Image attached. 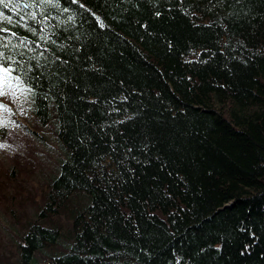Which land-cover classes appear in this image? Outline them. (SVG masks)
<instances>
[{
  "label": "trees",
  "instance_id": "16d2710c",
  "mask_svg": "<svg viewBox=\"0 0 264 264\" xmlns=\"http://www.w3.org/2000/svg\"><path fill=\"white\" fill-rule=\"evenodd\" d=\"M0 13L4 66L66 156L42 186L13 155L16 257L0 264H264V0Z\"/></svg>",
  "mask_w": 264,
  "mask_h": 264
},
{
  "label": "rangeland",
  "instance_id": "374dc122",
  "mask_svg": "<svg viewBox=\"0 0 264 264\" xmlns=\"http://www.w3.org/2000/svg\"><path fill=\"white\" fill-rule=\"evenodd\" d=\"M13 77L11 73H0V187L9 186L7 181L12 179L14 183V178L18 177V173H14L8 179L9 169L25 173V168L28 175L22 176L31 178L32 185L42 183L45 176V181H48V178L54 179V175L60 171L61 160L66 157L53 131L57 127L54 114L50 111L48 120L42 127L38 125L33 111L32 90ZM15 153L19 155V161L26 164L23 171L13 166ZM29 173L33 176H29ZM9 184L7 190H0V234L3 238L0 251L4 252L6 257L14 255L15 258L17 241L14 236L17 229L11 226L10 219L15 213H20L15 205L20 201V197L16 196V188L11 186L12 183ZM40 196L41 192L38 191L36 198L39 200ZM29 211V218L34 219L36 214L33 209ZM69 242L68 236L60 237L62 248L68 247ZM13 262L17 263L16 260Z\"/></svg>",
  "mask_w": 264,
  "mask_h": 264
},
{
  "label": "snow or ice",
  "instance_id": "6c2138e0",
  "mask_svg": "<svg viewBox=\"0 0 264 264\" xmlns=\"http://www.w3.org/2000/svg\"><path fill=\"white\" fill-rule=\"evenodd\" d=\"M59 0H0V5H3L4 7H8V4H13V7L19 8L21 3H24L26 8H31L34 5L38 4H58ZM66 11V9H65ZM27 15L31 19H35L36 13H27ZM0 17H2V13H0ZM9 21L11 20V17H8ZM23 19V17H21ZM7 29L0 27V32H5ZM15 35V33H13ZM8 47L7 44H4L2 41H0V73L4 74H10L13 69L10 67H5L4 65L8 64L10 61H12V57L7 55L5 49ZM16 78V77H13Z\"/></svg>",
  "mask_w": 264,
  "mask_h": 264
}]
</instances>
